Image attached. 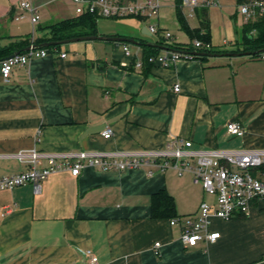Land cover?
I'll return each instance as SVG.
<instances>
[{"label": "crops", "instance_id": "0c3cea01", "mask_svg": "<svg viewBox=\"0 0 264 264\" xmlns=\"http://www.w3.org/2000/svg\"><path fill=\"white\" fill-rule=\"evenodd\" d=\"M21 1L0 0V62L15 53L10 46L45 37L44 27L79 17L70 0H25L39 16L33 26L19 9ZM160 4L157 18L128 17L138 27H106L100 21L106 18L96 19L95 36L132 43H68L13 68L7 81L0 76V177L29 170L15 155L32 149L59 156L153 151L174 138L191 141L194 150L264 149V62L242 54L246 23L236 0H217V6L191 17L179 9L191 31L206 23L198 34L212 45L208 55L135 69L133 62L146 57L142 44L159 41L148 42L153 35L144 31L146 21L170 32L172 44L191 48L198 39L181 30L176 6L166 0ZM19 15L22 19L15 20ZM123 45L131 58L124 56ZM162 53L160 48L154 55ZM175 85L179 92L173 91ZM229 121L240 123L242 137L226 133ZM106 128L112 132L109 139L101 137ZM46 165L47 159H40L38 167ZM40 189L37 195L29 184L0 191V264H87L86 249L99 264H264V200L254 201L247 217L214 220L212 229L220 234L216 242L182 245L179 228L169 220L196 214L204 200L188 173L85 168L77 177L53 173ZM161 190L173 200L172 218L151 216V196Z\"/></svg>", "mask_w": 264, "mask_h": 264}, {"label": "built area", "instance_id": "2783aa9c", "mask_svg": "<svg viewBox=\"0 0 264 264\" xmlns=\"http://www.w3.org/2000/svg\"><path fill=\"white\" fill-rule=\"evenodd\" d=\"M75 6V14L93 15L96 18H157L161 4L160 0H70ZM177 7L185 11L188 17L198 10L217 6V0H176ZM19 9L29 14L30 23L34 26L39 21L36 9L29 1L22 0ZM237 12L245 23L252 21L257 14L264 16V3L261 0H250L237 6ZM22 19L19 15L15 20ZM150 35H156L163 53L149 55L141 61H134L133 67L140 69L143 64H159L169 67L180 60L197 57L195 53L211 52L210 42L194 39L191 48L183 47L171 50L167 47L172 40L170 32L159 29L155 24L146 27ZM165 41V42H163ZM33 42L28 50L3 59L0 62V76L7 81L15 67H24L32 59L45 58L56 52L52 49H33ZM123 54L131 58L127 45H123ZM59 58L66 57L65 52L59 53ZM264 62V53L259 54ZM123 65H127L123 63ZM174 92H179L175 85ZM228 135L242 137L244 129L240 123L229 121L225 125ZM111 129L102 133L103 139L111 137ZM15 157L30 165V169L16 175L0 177V191L29 184L34 195L40 193V184L49 175L68 171L77 177L85 168H94L103 172H125L130 170H145L147 175L164 172L171 169L177 175L188 173L194 184H199L204 195L212 197V201H202L194 215L174 217L169 220L170 226L180 230V242L185 247H195L199 242L205 245L216 242L220 234L212 229L213 221H230L236 216L247 217L254 201L264 200V149H242L237 151H221L217 149L194 150L189 140L174 138L162 149L138 152H77L68 155H48L39 153L36 149L21 152ZM60 157V160L57 158ZM47 159L45 167H38L40 159ZM155 243L154 248H159ZM82 254L87 258V264H99L97 257L88 249ZM158 255V252H154Z\"/></svg>", "mask_w": 264, "mask_h": 264}, {"label": "trees", "instance_id": "16d2710c", "mask_svg": "<svg viewBox=\"0 0 264 264\" xmlns=\"http://www.w3.org/2000/svg\"><path fill=\"white\" fill-rule=\"evenodd\" d=\"M248 0H236L237 5L247 3ZM177 19L180 25L181 30H183L189 36H196L198 40H202L208 42L206 36H199V30L207 29L206 23L202 20L201 26L195 30V32L191 31L184 19L181 16L180 10L177 7ZM96 17L93 15H81L75 19L63 20L52 25L44 27L42 30H46L47 33L45 37L38 38L33 41V45H40L47 42H60L63 40H68L72 38H78L83 36H95L96 33ZM242 45L243 52H257L258 50L264 49V16L257 14L252 21L244 24L242 29ZM31 44L29 40L20 41L16 43L14 46H10L9 50L12 52L23 53L24 50ZM160 44L155 47H150L143 45L145 50V55H154L160 48ZM167 47L171 50H179L183 48V46L175 43H170ZM58 48L49 47L48 49ZM208 54L210 52H207ZM9 56V55H8ZM259 56V55H255ZM205 57V56H197L195 58ZM151 216L154 218L160 217H174V203L172 198L166 193V191L161 190L152 194L151 196Z\"/></svg>", "mask_w": 264, "mask_h": 264}, {"label": "water", "instance_id": "95a60500", "mask_svg": "<svg viewBox=\"0 0 264 264\" xmlns=\"http://www.w3.org/2000/svg\"><path fill=\"white\" fill-rule=\"evenodd\" d=\"M147 31L146 28H144V31ZM147 34L149 35L148 31ZM89 40H104V41H111L114 43H132L131 40L129 39H124V38H116V37H103V36H83V37H78V38H72V39H68V40H63L60 42H47V43H43L40 45H33V49H43V48H49V47H55V46H61L64 44H68V43H73V42H79V41H89ZM146 46H150V47H155L156 44H147ZM162 48V47H159ZM29 48L27 47L24 51H27ZM261 53H264V49L258 50L257 52H244L242 54L247 55V56H255V55H259ZM18 52H15L9 56H7L6 58L12 57V56H16L18 55ZM195 55L197 56H206L208 54L205 53H195ZM4 58V59H6Z\"/></svg>", "mask_w": 264, "mask_h": 264}, {"label": "rangeland", "instance_id": "374dc122", "mask_svg": "<svg viewBox=\"0 0 264 264\" xmlns=\"http://www.w3.org/2000/svg\"><path fill=\"white\" fill-rule=\"evenodd\" d=\"M164 0H162V2H163ZM166 1H169L171 4H172V8L175 10V5H174V0H166ZM187 13L185 12V11H183V15H186ZM102 23H101V26L102 25H104V26H106V27H113V26H117V27H122L123 29H126V28H130V27H132V26H136V27H138L137 25H136V19H132V18H128V19H121V20H107V19H102V20H100ZM195 21V22H194ZM188 23L190 24V25H195L196 24V20L195 19H189L188 20ZM231 23L234 25V24H236L235 22H234V20L232 21L231 20ZM242 19H241V17L239 16L238 17V26H242ZM150 24V21H146V23H144V26L145 25H149ZM100 25V24H99ZM130 26V27H129ZM36 31H37V29H36ZM47 33V31H44V33ZM172 33L173 34H175L177 37H181V36H183V34H182V32H180V31H178V30H174V31H172ZM159 38L156 36V35H153V36H150V37H148L147 38V40H148V42H150V41H157ZM230 42H232L231 40H232V38H229L228 39ZM163 42H165V41H163ZM204 201H206V202H210V201H212V197H210V196H206V195H204Z\"/></svg>", "mask_w": 264, "mask_h": 264}]
</instances>
